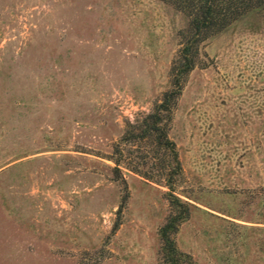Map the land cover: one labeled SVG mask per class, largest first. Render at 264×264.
Listing matches in <instances>:
<instances>
[{
    "label": "rangeland",
    "instance_id": "obj_1",
    "mask_svg": "<svg viewBox=\"0 0 264 264\" xmlns=\"http://www.w3.org/2000/svg\"><path fill=\"white\" fill-rule=\"evenodd\" d=\"M186 22L162 0H0V264H159L168 187L109 154ZM168 134L182 264H264V9L200 43Z\"/></svg>",
    "mask_w": 264,
    "mask_h": 264
},
{
    "label": "trees",
    "instance_id": "obj_2",
    "mask_svg": "<svg viewBox=\"0 0 264 264\" xmlns=\"http://www.w3.org/2000/svg\"><path fill=\"white\" fill-rule=\"evenodd\" d=\"M187 17L178 31V46L168 68V86L148 110L126 118L120 135L112 142L110 159L116 178L124 182L131 172L168 187V202L173 210L158 228L161 240L159 264H182L186 255L172 238L178 222L185 216L183 200L174 193V182L182 168L174 141L168 134L176 101L189 71L197 63L200 43L225 27L241 13L264 9V0H162Z\"/></svg>",
    "mask_w": 264,
    "mask_h": 264
}]
</instances>
